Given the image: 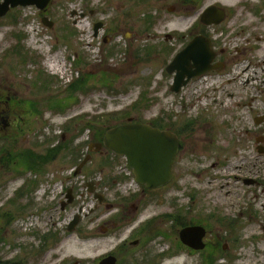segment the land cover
<instances>
[{
	"label": "rangeland",
	"instance_id": "rangeland-1",
	"mask_svg": "<svg viewBox=\"0 0 264 264\" xmlns=\"http://www.w3.org/2000/svg\"><path fill=\"white\" fill-rule=\"evenodd\" d=\"M137 1L128 0L124 5L122 0H51L44 14L34 6H18L0 17V83L15 93L19 100L14 103L15 115L22 117L8 132L15 137L8 152L32 148L39 156L32 161L34 167L25 171L20 165L24 160L14 168L0 169V211L6 213L0 217L1 261L15 257L29 262L43 254L51 256L54 240L45 233L64 227L76 208L86 213L97 203L93 193L87 192V181H97L101 192L106 187L116 190L121 180L128 182L124 158L104 151L89 153L85 140L92 136L95 141L107 125L132 117L170 128L185 141L174 178L142 198L140 217L158 231L153 246L159 258L163 256V264H264L263 158L254 149L255 165L250 167L236 156L242 153L234 154L235 143L241 147V132L249 124L248 112L257 115L264 111V22L250 35L235 34L236 22L240 12L244 20L256 22L264 10L243 12L242 3L264 7V0H201L196 5L198 10L222 3L233 10L217 31H210L217 39L223 30L221 46L232 61L226 70L194 80L191 85L198 82L197 87L186 86L177 95L169 92L170 77L163 69L181 47L178 36L187 30L191 16L169 11L179 0ZM91 9L96 13L93 17ZM126 10L130 19L124 21ZM43 15L53 21L51 27L42 23ZM148 15L152 19L147 20ZM98 21L104 24L94 35L93 25ZM166 33L172 37L165 39ZM85 60L93 72H87ZM77 74H83L85 81L78 80L76 88H71ZM219 125H224L219 141L213 139L206 149L208 133ZM59 130L69 133L65 141ZM6 133L0 132V149L5 145L2 141H7ZM230 142V153L216 146L227 147ZM74 150L78 151L76 157L71 155ZM85 154H90L89 160L77 177L69 178ZM54 170L57 186L49 199L54 191H66L70 186L80 194L66 212L31 214L44 205L35 197V190L39 185L43 190ZM252 174L255 184L244 183L242 177ZM25 176H36V180L30 181L26 195L20 198L16 190L26 186ZM54 201L58 203L59 198L47 203L54 207ZM46 208L44 205L39 211ZM102 210L100 205L99 212ZM9 216L13 217L10 221ZM191 224L206 228L205 249L191 251L180 241L179 229ZM43 235L49 239L45 248L41 246Z\"/></svg>",
	"mask_w": 264,
	"mask_h": 264
},
{
	"label": "flooded vegetation",
	"instance_id": "flooded-vegetation-1",
	"mask_svg": "<svg viewBox=\"0 0 264 264\" xmlns=\"http://www.w3.org/2000/svg\"><path fill=\"white\" fill-rule=\"evenodd\" d=\"M122 1L123 4L125 5L127 4L126 2L128 0H122ZM139 1L141 0H138L137 2ZM200 1L201 0H179L180 3H178L177 5H171L169 7V11L171 13L177 12L178 14H180V12H182L185 15H189V17L191 16V18H189L190 25L187 27V30L183 34L178 36V39L180 40L182 38L183 41L181 42L182 43L181 47L179 48V50H177L170 56L169 60L164 65V69H163L164 73L169 75L170 77L168 90L172 95L173 94L177 95L181 93V91H183V89H185L186 86L191 85L192 83H194L193 82L194 80L204 75H210L212 73H218L223 70H226L232 61L226 57L227 49L221 46V41H220L221 38L219 37L222 36L223 30L220 32V35L217 39H215V37L211 34L210 31L212 29L214 31H217L218 26H220L221 24L227 21V19L231 16L233 10L222 3H214L219 7H223L225 9L226 15L224 20H222L219 24L207 25L206 23L202 22L201 17L204 9L210 4L201 6L200 9L198 8V10H196V5L200 3ZM250 4H253L254 6L249 7ZM242 5L244 6V9L242 10L243 12H245L248 9L251 10L253 14L255 13L258 14L260 10L262 11L264 10L263 5L259 4L256 6V4H254L253 2H244L242 3ZM45 12L47 11L44 12L40 11V14H44ZM128 14H129L128 10L124 11V21L130 19L128 18L129 17ZM89 15L91 17L96 15L94 9L89 10ZM151 17H152L151 15H148L147 20L152 19ZM133 18L135 19L134 16ZM237 20L238 22L236 23L239 25L236 26L235 34L250 35V34H254L252 30L255 28V26L264 22V15L263 16L259 15L257 21L255 22V21L244 20V13L240 12V16H238ZM98 22H101L102 23L101 27H103L104 23L102 21H98ZM164 36L165 39L168 38L170 39L172 37V33H166ZM200 36L209 37L211 39L214 56L210 62V65L217 66L219 67V69L217 70L213 69L197 77H191L190 80H188L187 83L184 86H182L178 92L170 90V85L174 79L176 72L175 70H173V72L168 73L166 71V66L172 61L176 53H178L181 49H183L194 38ZM248 38L249 37H247L246 39L249 40ZM255 38L260 39L259 36H256ZM244 49L245 48H242V50ZM250 49H253V47L249 48V50ZM235 50L240 52L241 49L236 48ZM164 51L167 52L168 50L164 49ZM197 51L198 53L201 52L200 46L197 47ZM85 62L87 65V72H93L94 68L93 66H89L90 62H88L87 60H85ZM188 63L192 68H194V66L192 65L194 61L192 59H190ZM76 64L78 65L79 63ZM76 68L78 67L76 66ZM79 79L81 81H85L84 75L82 74L81 77H78L77 74V76L75 77V79L72 80V82H75ZM193 86L197 87L198 82L196 83V85H191L189 87L191 88ZM14 96H16L15 93H12L9 87H5L3 84L0 83V132H2L3 134L7 131L6 133L7 141L1 140L2 142L5 143V145L2 146L0 149V151L2 152H4L5 150H7L8 152L10 148L13 147L15 137L13 134L8 135V132L10 129L13 130V127H15L14 125L15 120H17L18 118L22 119L20 115L18 116L15 115L14 103L19 102V100L16 99L17 97ZM253 114L248 112L247 117H249L248 118L249 124L247 125V127L245 128L243 127V131L241 132V135L243 137L241 147L238 148L237 146L238 142L235 143V147H234L235 150L234 154L236 155V153H242L243 156L242 155H236V156H241L242 159L245 160V162H247L248 166L255 165L254 160L256 157H255L254 149L256 150V152H258L257 157L262 156L263 158L262 163H264V111L257 113V115L256 114L253 115ZM134 121L136 120L134 119ZM170 122L172 123L174 121L170 120ZM205 123L206 121L202 122V124ZM211 129L212 130H210V132L208 133V135L210 136L207 142L204 143V145H207L206 149H209L207 148L208 146L213 145V139L219 141L218 140L219 138L217 139V137L221 136L220 134L223 133L222 131L224 129V125H219L217 128L218 130L215 129L213 126ZM58 132H60V130ZM257 132H259V135H256ZM60 133H61L60 138L65 141L69 133L68 132L65 133L62 131ZM175 133L177 134L179 139V152H180L181 148L183 147V144L185 145L184 143L185 141L183 136L182 135L180 136V133L178 132ZM91 137L87 136L86 138L87 151L89 153L104 151L107 153L110 152L114 154L113 152L108 151L104 148H100L97 151H94V149L89 150L88 146L91 143L98 142L101 139L100 137V139L94 141V139H92ZM237 141H241V140H237ZM216 146H218L217 148L221 152L223 150H228L229 153L233 152L231 142L227 145V147H224L223 145H216ZM245 151H248V154H243V152ZM249 151L253 153L249 155ZM178 155L174 163V166L178 161ZM230 155L227 156L229 157ZM114 156L121 157L115 154ZM85 157H87V161H88L90 158V154L89 155L87 154V156L85 154ZM216 159H219V157H216ZM226 159L228 158L226 157ZM86 162L84 163V165L86 164ZM3 164L4 163H0L1 170L5 169L4 168L5 166ZM78 165L79 163L73 168V172L71 176H69V178L74 179L75 177L78 176V173L76 172ZM221 165H223L222 161H221ZM6 167L14 168V162L11 161L10 163H8ZM125 167L126 165L124 161V168ZM250 167L247 168V170H250ZM173 171H174V167H173ZM50 175L51 176L47 178L46 181L44 182L45 184L43 186V190L41 191L40 185L35 190V195H36L35 197H37L39 200L41 198V200L44 202V205L47 208L45 211L44 210L39 211L42 207H44V205H42L38 207L39 209H36L35 211L31 212V214H40L42 212L51 213V214L60 213L64 211L66 212V210L69 209V207L74 204L75 199L73 195V189H74L73 187L71 188L73 195L71 202L67 203L66 200L59 199L58 203L54 201L56 203L54 207H51L47 203L49 201L53 202V198H56V196H54L53 198L49 199V194L54 189V187L57 186L56 184V179L58 178L57 170L51 172ZM33 178L36 180V176L34 177L25 176L24 182L26 186L21 188H24L23 190L27 191V189L30 187L29 185L32 182ZM242 180L244 183H247L249 185L251 184L254 185L256 182L254 174H252L249 177L247 176L242 177ZM91 182L93 185L94 199L97 201V203L89 207L86 213H82L79 211V208H76L75 212L72 213L71 215V219L75 214L78 213L80 215V221L74 224L71 229L69 222H67L64 225V227L62 228L59 227L57 230L55 228L50 229L47 233H45L46 236L47 235L50 236L49 238L50 241L54 240L53 241L54 250H52L53 254L51 256L50 255L46 256L43 254V258L39 256L35 260L29 262L28 261L25 262L21 259L16 260V258L13 257L12 259L3 262H7L8 264H163L164 258H161L163 256L159 258L158 253L156 252L153 246L154 244L153 242H155L156 238L158 237V231L155 228L153 229L155 225L150 223H143L140 217L141 208H142V198L145 195H147L149 191H154L159 188L149 190L144 188L142 185H137L138 186L137 189L139 188L138 191L132 190L129 191L131 193L127 194L126 192L120 191L118 189L114 191H109L108 187H106L107 189L105 188L106 189L105 192L103 191L101 192L98 188V182L97 181L96 182L91 181ZM21 188L16 190V194L20 192ZM38 193H40V197L37 195ZM95 194H100L102 196V200L99 201L98 198L95 197ZM100 205L103 208L101 212H99ZM59 233L62 234L64 233L65 236L61 237ZM56 234H57V238H54ZM43 239H44L42 243L43 245L41 244V246L45 248L47 246V243L49 242V239H46L44 235H43ZM184 246L191 251L201 250V249H193L187 245ZM205 247H206V243L202 249H205Z\"/></svg>",
	"mask_w": 264,
	"mask_h": 264
},
{
	"label": "water",
	"instance_id": "water-1",
	"mask_svg": "<svg viewBox=\"0 0 264 264\" xmlns=\"http://www.w3.org/2000/svg\"><path fill=\"white\" fill-rule=\"evenodd\" d=\"M51 0H1L0 17L6 15L9 10L21 6H34L44 12ZM74 12V11H73ZM73 12L71 14H73ZM225 9L215 4L208 5L201 20L207 25L219 24L224 20ZM41 21L47 27L53 25V21L47 16H43ZM101 22L93 25L94 35L98 34ZM201 52L198 53L197 47ZM214 56L211 39L209 37H196L181 49L172 61L166 66L168 73L175 70L174 79L170 85V90L178 92L191 77H197L217 66H211L210 62ZM192 59L194 68L188 63ZM94 146V148H93ZM104 148L121 156L125 160V165L130 169L136 183L146 189H157L166 186L174 177V163L179 153V139L175 132L167 128H160L151 123L134 121L128 117L125 121L114 124L105 129L100 141L93 142L88 146L89 150L97 151ZM85 157L78 165L76 172H79L84 163ZM89 191L93 192L91 181L87 182ZM92 185V186H91ZM72 191H67V203L72 201ZM99 201L102 200L100 194H95ZM80 221V215L75 214L69 221L70 229ZM206 229L199 224L185 225L178 231L180 241L193 249H202L205 246L203 237ZM0 264H8L0 261Z\"/></svg>",
	"mask_w": 264,
	"mask_h": 264
},
{
	"label": "trees",
	"instance_id": "trees-1",
	"mask_svg": "<svg viewBox=\"0 0 264 264\" xmlns=\"http://www.w3.org/2000/svg\"><path fill=\"white\" fill-rule=\"evenodd\" d=\"M103 78H106V76H103ZM80 80V79H79ZM103 80H106V79H103ZM78 81V80H77ZM77 81H75V82H72L71 84H70V87L72 88V87H75L76 85L75 84H79V82H77ZM81 81V80H80ZM83 82V81H82ZM76 88V87H75ZM77 88H78V86H77ZM137 104V103H136ZM58 107V106H57ZM60 108V111L62 110V107H59ZM155 126H158V127H163V126H161V125H156V124H154ZM108 127H110L109 125H107ZM112 126V125H111ZM97 139H100V136L97 138ZM15 141V140H14ZM22 149H24V148H21V149H14L12 152H7V151H4V155H1L0 156V162H2L3 161V165L6 167L7 165H8V163H10L11 161L12 162H14V165H17L18 163H20L21 161H23V162H21L20 163V165H21V169L23 170V171H25V170H27V169H29V168H31V167H34V166H32V161L34 160V159H36L37 157H39V156H37L36 154H35V151H34V149H32V148H26V149H24V150H22ZM2 152V151H1ZM22 152V153H21ZM77 150H74L72 153H71V155H72V157L74 156V157H76V154H77ZM24 153V154H23ZM7 168V167H6ZM26 192L27 191H25V190H23V189H21L20 190V192L17 194L18 195V197H20V198H23L25 195H26ZM5 212H4V210H1L0 211V217H2L3 216V214H4ZM9 215V214H8ZM4 216H6V213L4 214ZM13 217L12 216H9L7 219L10 221L11 219H12ZM3 229H1L0 228V242L3 240ZM47 239V238H46ZM1 261V260H0Z\"/></svg>",
	"mask_w": 264,
	"mask_h": 264
},
{
	"label": "built area",
	"instance_id": "built-area-1",
	"mask_svg": "<svg viewBox=\"0 0 264 264\" xmlns=\"http://www.w3.org/2000/svg\"><path fill=\"white\" fill-rule=\"evenodd\" d=\"M125 174L126 175H130V172L129 171H125ZM133 183V180H130V183L129 184H132ZM122 188H124V186L122 185L121 186ZM58 190V189H57ZM55 193H54V196H56L57 198H59V199H61V198H64V196H65V191H63L62 189H60L59 191H54ZM60 193H63V195H60ZM79 194H80V190H79V192H78ZM84 194H85V191H84ZM53 196V197H54ZM24 228H26V227H24Z\"/></svg>",
	"mask_w": 264,
	"mask_h": 264
}]
</instances>
